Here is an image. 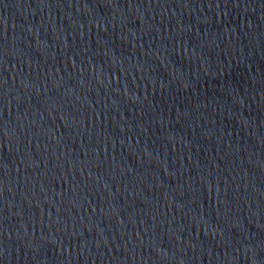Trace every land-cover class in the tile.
Returning <instances> with one entry per match:
<instances>
[{"label": "water", "instance_id": "obj_1", "mask_svg": "<svg viewBox=\"0 0 264 264\" xmlns=\"http://www.w3.org/2000/svg\"><path fill=\"white\" fill-rule=\"evenodd\" d=\"M0 264H264V0H0Z\"/></svg>", "mask_w": 264, "mask_h": 264}]
</instances>
